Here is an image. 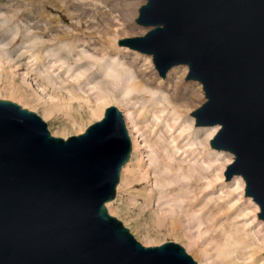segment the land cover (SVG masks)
Here are the masks:
<instances>
[{
    "label": "rangeland",
    "instance_id": "rangeland-1",
    "mask_svg": "<svg viewBox=\"0 0 264 264\" xmlns=\"http://www.w3.org/2000/svg\"><path fill=\"white\" fill-rule=\"evenodd\" d=\"M144 3L0 0V96L64 138L93 123L94 105L109 98L126 114L132 150L108 213L144 246L172 241L197 263L264 264L259 207L240 175L225 179L233 154L210 145L215 125L189 114L205 101L201 84L185 78L186 65L161 77L150 55L117 43L149 29L135 21ZM232 228V251L217 255Z\"/></svg>",
    "mask_w": 264,
    "mask_h": 264
},
{
    "label": "water",
    "instance_id": "water-1",
    "mask_svg": "<svg viewBox=\"0 0 264 264\" xmlns=\"http://www.w3.org/2000/svg\"><path fill=\"white\" fill-rule=\"evenodd\" d=\"M142 36L117 40L152 58L161 77L186 65L205 101L196 125L219 128L264 220V0H145ZM132 142L116 105L83 132L54 136L36 112L0 98V264H198L176 242L144 246L106 203Z\"/></svg>",
    "mask_w": 264,
    "mask_h": 264
},
{
    "label": "bare ground",
    "instance_id": "bare-ground-1",
    "mask_svg": "<svg viewBox=\"0 0 264 264\" xmlns=\"http://www.w3.org/2000/svg\"><path fill=\"white\" fill-rule=\"evenodd\" d=\"M140 1V0H139ZM137 2H135L134 3V6H135V4H136ZM133 9V8H132ZM135 9V8H134ZM133 16H134V10H131L130 11V19H132L133 18ZM126 34L128 33V32H125ZM176 69V67H172V68H170L169 70H168V73H167V76H169L174 70ZM137 82V81H136ZM137 85V84H136ZM140 85V84H139ZM20 96H21V94H20ZM0 98H7V97H4V96H0ZM109 99V98H108ZM107 98L106 99H103L101 102H99V103H96L95 105H94V107H93V109H92V111H91V116L93 117V118H95V121L96 120H99L102 116H103V113H104V110H105V108L107 107V106H109V105H114L115 103H113V101L112 100H108ZM114 100H115V98H114ZM117 100V99H116ZM115 100V101H116ZM118 104V103H117ZM116 105V104H115ZM120 105V104H119ZM22 106H25V105H23L22 104ZM118 108L120 109V110H122V108H120L119 106H118ZM122 112H123V114H124V116H126V114L124 113V111L122 110ZM48 116V115H47ZM42 118L44 119V116H42ZM48 118V117H47ZM214 129V131L212 132V134L213 133H215V131L218 129V125H216V126H214L213 127ZM80 129V128H79ZM79 129H78V132L79 133H81V132H83V130H84V128H81L80 129V131H79ZM66 136V135H65ZM64 138V137H63ZM168 155H170L169 153H168ZM166 157H167V155H166ZM165 158V157H164ZM168 158H170V157H168ZM167 159V158H166ZM165 159V160H166ZM168 161V160H167ZM113 202H111V201H109V202H107L106 203V207L108 208V211L111 213V204H112ZM229 228V227H228ZM234 228V227H233ZM233 228H232V230H233ZM230 229V228H229ZM228 229V231L227 232H225L224 234H223V236H222V238L220 239V240H218V242L216 243V245H215V250H216V254L217 255H228V254H230V252L232 251V250H230L231 248V244H230V236H233L234 234H236L237 232H238V230H237V232L235 231V230H229ZM226 231V230H225ZM236 235H238V234H236ZM235 235V236H236ZM239 235H240V232H239ZM247 235H249V234H247ZM234 236V237H235ZM243 237H244V235H240V237L238 238V240L239 241H242V239H243ZM232 238V237H231ZM240 238H241V240H240ZM244 239H245V237H244ZM243 239V240H244ZM236 241H237V237H236V239H235ZM234 241V240H233ZM232 241V242H233ZM238 241V242H239ZM235 242V241H234ZM238 242H236V243H238ZM144 244V243H143ZM234 244V243H233ZM145 245H147V244H145ZM250 257V256H249ZM198 263L199 264H205L204 262H201V261H198Z\"/></svg>",
    "mask_w": 264,
    "mask_h": 264
}]
</instances>
